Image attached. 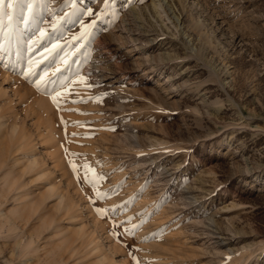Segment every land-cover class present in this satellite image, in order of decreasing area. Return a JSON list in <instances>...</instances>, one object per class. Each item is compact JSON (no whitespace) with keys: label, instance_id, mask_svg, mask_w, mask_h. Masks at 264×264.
I'll return each mask as SVG.
<instances>
[{"label":"rangeland","instance_id":"1","mask_svg":"<svg viewBox=\"0 0 264 264\" xmlns=\"http://www.w3.org/2000/svg\"><path fill=\"white\" fill-rule=\"evenodd\" d=\"M14 12L39 15L25 41L36 55L0 57L14 100L1 103L32 134L49 179L80 204L73 224L91 234L77 256L98 237L119 264H153L138 235L147 227L150 241L179 232L193 264H264V0H4L5 29ZM39 97L54 105L40 108ZM48 120L61 163L36 131ZM16 240L4 223L0 264L78 261L47 232L41 257Z\"/></svg>","mask_w":264,"mask_h":264},{"label":"bare ground","instance_id":"2","mask_svg":"<svg viewBox=\"0 0 264 264\" xmlns=\"http://www.w3.org/2000/svg\"><path fill=\"white\" fill-rule=\"evenodd\" d=\"M159 6L163 7V4L160 3ZM38 16L27 15L22 12H14L10 18L9 27L7 29H5V27L1 25L2 23L0 24V28L2 29L1 30L2 32L0 33V57L2 56L3 59H5V63H7V65L9 62H17V60L19 59L21 60L25 56L29 58L32 55V53H34L35 50L31 52L33 48L29 49V47L26 45L27 43H25V41H27L26 39H28L27 38L28 34L26 33V30L28 31V29L32 28V26L37 27L36 17ZM39 31H38L39 34L44 36L43 32L41 30ZM14 33H16V36L14 35ZM39 56L41 55H38V57ZM43 57L45 56L43 55ZM28 58H25V60L26 59L28 60ZM40 58H38V60ZM30 60L32 61V59L29 58V62H31ZM4 74L6 75V73ZM59 86L58 87L60 88V91L62 90L61 93H63L65 88L63 89L62 84ZM5 97H7L9 101L8 102L9 105H12L14 103L13 97L9 93L8 87L0 84V176H2L3 178H5L4 176H8L7 179H4L5 182H3L7 186V187L5 186L6 188L4 189V191H9L13 189L12 190L14 191L13 196H15V200L17 201V203L15 205V209L11 213H7L3 210L2 203L0 201V227L2 228L4 223L7 224L9 234L15 236L17 239L15 245H17L18 249H20L19 251H21L22 253L25 252V256L27 257H31L36 253L40 257L45 255V254L43 255L40 254L42 249H40V244L38 241L41 239V236H43V233L47 232V234H50L52 238H55L54 242H56L57 240L59 243L60 242L64 243L61 249L67 251L69 253V254L67 253V255L70 256L76 255L74 257L75 258L74 260H78L76 261V264H119L118 260H116L114 257H108L106 255H102L98 251L100 250L99 247L100 243L98 241V237H94L88 242L85 241L86 250L85 252H83L85 254L77 256L78 254L77 249L80 247V246L78 247L77 240L81 239L83 241L84 238H90L88 236L89 234H91L90 232L88 235H86V232H84L82 228L78 227L79 228L78 229L76 228V224H73L75 221H77L76 212L80 210L81 208L80 204L76 203L77 201L73 202V199L69 195L67 196L68 191L65 194L62 188L57 187L59 185L56 186L54 182L51 179H49V177L46 174L48 171V168H45L46 161L43 160L42 163L37 158L34 150L35 140L32 134L29 133V130H27L26 126L23 125L24 126L23 128V126L21 127L17 123L10 124L11 121L5 118L6 111L3 110L4 107L1 103V99H4ZM38 99H39L38 105L40 106V108L44 110H49L52 107L50 106V104L54 105L53 102L51 103L48 102V100L50 101L52 98L47 99L44 97H39ZM59 103L62 102H57L56 105ZM60 106L61 105H59V107ZM56 107L59 108L58 106ZM7 108L9 109V107ZM49 122L50 121L48 120L44 123V128L41 125H36V128L37 126L39 128L36 131H40L39 135L42 136V137L40 136V138L44 142V145L45 144L47 145L46 148L45 147L44 148L48 151L51 157H53V163L56 162L61 163V157L63 153L61 148L62 145L59 142L57 131L51 126L52 123L50 125ZM33 125H35V123ZM90 153H92V151ZM28 181L33 182L32 184L33 186L32 185L31 186L34 189L30 190V188L26 187L28 185L26 184L28 183ZM70 183L73 184L75 188L78 187L76 184L77 181L75 177L72 179ZM0 192L2 194L3 190H0ZM80 197L82 196L80 195ZM60 218H63V220L65 221L64 224H66V226H60V224H58V219ZM21 223H24L25 225L23 227L24 229H22L24 231L22 230L21 231L23 235L27 234L28 236L27 240L19 239L20 235L18 233V228L21 225ZM146 228L147 227H144L143 230L141 229L138 232L139 233L138 235L144 236L143 249L146 248V250L149 252V255L152 256L153 260L151 261L153 262V264H193V262L185 258V256L186 257H188V255L190 256V254L187 253L188 251H186V255H184L185 254L184 252L183 253L181 252L184 251L185 249L183 248L181 250L183 244L181 242L182 239L180 237L179 232H175V231L170 232L169 236L167 235L165 236L166 240L163 241H160V239L159 240L157 239L156 241H150L151 238L148 239L147 235L151 234V232L146 230ZM108 249L111 251L112 248L109 247ZM78 250L80 251L81 249ZM64 251L62 252V254L64 253ZM55 252H60V250L59 251L57 250ZM62 254L60 253V256H62ZM53 255L51 256L53 257L57 256L54 254V252ZM67 255L65 258L69 257ZM192 256L193 255H191V257ZM63 261L60 260L57 262L53 260L52 262H55V264H62Z\"/></svg>","mask_w":264,"mask_h":264},{"label":"snow or ice","instance_id":"3","mask_svg":"<svg viewBox=\"0 0 264 264\" xmlns=\"http://www.w3.org/2000/svg\"><path fill=\"white\" fill-rule=\"evenodd\" d=\"M3 5H4V0H0V12H2V9H3ZM54 100H55V98H53ZM98 212H103V210H101V209H98L97 210Z\"/></svg>","mask_w":264,"mask_h":264}]
</instances>
